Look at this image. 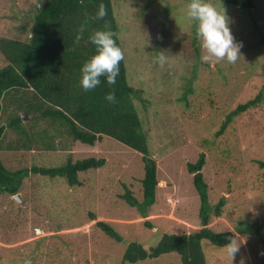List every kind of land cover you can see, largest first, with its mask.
Returning a JSON list of instances; mask_svg holds the SVG:
<instances>
[{"label":"rangeland","instance_id":"rangeland-1","mask_svg":"<svg viewBox=\"0 0 264 264\" xmlns=\"http://www.w3.org/2000/svg\"><path fill=\"white\" fill-rule=\"evenodd\" d=\"M44 1L0 0V37L24 40L31 25L29 17ZM187 2L113 0L115 12L121 16L120 34L131 32L121 40L129 78L132 76L147 105L144 109V103L135 101L157 163L158 207L142 218L137 208L120 198L127 186L139 202L143 200L142 154L124 144L105 138V150L114 152L111 156L100 147L89 149L73 142L62 129L54 151L11 150L8 144L15 146L16 136L6 131L0 157L11 170L54 168L70 156L76 161L94 155L105 156L108 167L83 173L84 187L72 188L62 178L31 174L16 195L19 200L1 194L0 264H116L126 242L117 243L96 225L99 221L111 224L125 241L143 243L147 248L161 239L160 234L199 229L200 199L187 163H195L201 152L207 155L203 175L210 204L226 198L224 214L213 216L210 226L237 234L238 218L254 225L264 221V169L258 165V161L264 162V105L237 116L222 136H215L228 113L264 91V0H257L252 15L243 12L229 17L230 29L242 43L235 63L201 59L205 50L197 22L186 15ZM160 51L168 57L163 65L156 61ZM6 65L0 52V68ZM188 90L194 91L186 101L190 106L182 100ZM172 113L174 120H158ZM34 116L27 114L25 122ZM160 125L166 129L161 130ZM205 140L214 141L213 148L211 143L205 147ZM77 208L80 211L75 212ZM92 216L95 221H89ZM149 220L153 229L145 225ZM85 221L84 226L76 225ZM237 235L241 241L237 264H264V228L258 236ZM140 264L182 263L178 255H165Z\"/></svg>","mask_w":264,"mask_h":264},{"label":"trees","instance_id":"trees-1","mask_svg":"<svg viewBox=\"0 0 264 264\" xmlns=\"http://www.w3.org/2000/svg\"><path fill=\"white\" fill-rule=\"evenodd\" d=\"M101 2L107 8L106 17L103 20L92 19ZM211 2L220 9L224 8L228 17L233 13L243 12L252 15L257 9L254 0ZM120 17L115 12L113 0H45L29 17L31 25L24 40L0 37V52L7 60V65L0 69V151L4 149L6 131L16 136L15 146L13 143L8 144L11 150L16 147V150L54 151L58 149L54 142L60 136L61 130L65 129L73 142H79L89 149L100 147L101 152L114 156V152L106 151L104 146V139L112 138L142 154L145 170L142 180L143 200L139 202L127 186L120 198L127 201L131 207L137 208L142 218H147L153 208L158 207L157 190L160 180L156 160L152 158L148 148V139L150 140L151 136L144 129L143 118L135 105V101L144 103V98L140 89L133 85L132 76L129 78L125 58L120 62L119 76L114 85H109L105 77H101L100 85L85 91L79 83L81 65L95 51V46L88 40L91 33L98 28L107 27L114 32L117 44L123 49L121 40L126 38L123 35L126 34L129 38L131 32L129 29L125 30L123 35L120 34ZM194 23L196 24L195 21ZM81 27L84 29L83 37L78 45H74L73 41ZM158 43L159 41L156 44ZM113 90L116 100L110 102L105 96ZM191 93L194 91L183 93L182 100L185 103ZM260 105H264V91L228 113L215 136H222L234 118ZM142 106L147 109L146 103ZM9 107L12 109H8ZM24 112L38 114L34 119L25 122L22 118ZM173 114L171 117H158V120H174ZM40 127L43 128L40 130ZM203 127L206 129V126ZM160 129H166L165 125H160ZM207 141L205 140V144H208L205 147L211 143ZM211 144L213 148L214 141ZM107 146L113 147V144ZM206 163L207 155L202 152L195 163H187L188 172L193 174V183L200 199L199 229L183 234H160L161 239L147 248L143 243L125 241L107 222L96 223L115 238L117 243L126 242V248L116 264H140L165 255H178L182 264L238 263L239 252L233 257L228 254L222 257L226 252L224 245L228 238L235 236L238 239L237 234L258 236L264 228V221L260 225H254L238 218L237 234L231 230H214L210 226V220L213 216L222 217L226 198H221L217 205L210 204L209 187L203 175ZM106 164L105 156L94 155L76 161L70 156L65 164L59 167L37 166L31 170H11L0 157V195H18L24 179L31 174L49 176L51 179L62 178L67 186L72 188L84 187L83 177L86 174L83 173L108 167ZM258 165L264 169L263 161H258ZM107 196L109 195L106 194ZM78 211L80 210L77 208L75 212ZM95 220V216H92L89 221ZM151 221L145 222V225L153 229ZM85 223L86 221L76 225L84 226ZM208 251L215 254L210 255Z\"/></svg>","mask_w":264,"mask_h":264},{"label":"clouds","instance_id":"clouds-1","mask_svg":"<svg viewBox=\"0 0 264 264\" xmlns=\"http://www.w3.org/2000/svg\"><path fill=\"white\" fill-rule=\"evenodd\" d=\"M254 1L257 3V0ZM106 15L107 8L101 2L92 19L103 20ZM186 15L192 21L197 22V34L201 38L202 48L205 50V54L201 57L203 61L215 62L226 59L228 62L235 63L239 59L242 43L235 39L224 8H218L211 0H188ZM83 33L84 29L81 27L73 41L74 45L80 43ZM88 40L95 46V51L81 65L80 86L85 91L94 89L101 84V77H105L109 85H114L119 76L120 62L124 58V51L117 44L114 32L107 27H101L91 33ZM167 59L165 51H160L156 56V61L161 65ZM2 68L4 66L0 69ZM105 98L110 102H115V91L106 93ZM23 114L22 118L25 121L27 114L37 115L38 113ZM240 243L241 241H238L235 236L228 238V242L224 245L227 254L233 257L239 251Z\"/></svg>","mask_w":264,"mask_h":264},{"label":"water","instance_id":"water-1","mask_svg":"<svg viewBox=\"0 0 264 264\" xmlns=\"http://www.w3.org/2000/svg\"><path fill=\"white\" fill-rule=\"evenodd\" d=\"M15 198H17V200H19V196H15Z\"/></svg>","mask_w":264,"mask_h":264},{"label":"bare ground","instance_id":"bare-ground-1","mask_svg":"<svg viewBox=\"0 0 264 264\" xmlns=\"http://www.w3.org/2000/svg\"><path fill=\"white\" fill-rule=\"evenodd\" d=\"M208 252H209V251H208ZM211 253H212V252H211ZM211 253H210V254H211Z\"/></svg>","mask_w":264,"mask_h":264}]
</instances>
